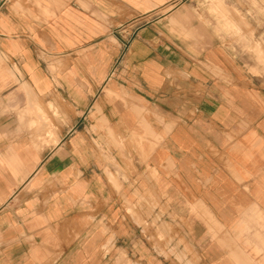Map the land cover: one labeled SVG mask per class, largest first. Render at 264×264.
I'll return each instance as SVG.
<instances>
[{
	"label": "crops",
	"instance_id": "1",
	"mask_svg": "<svg viewBox=\"0 0 264 264\" xmlns=\"http://www.w3.org/2000/svg\"><path fill=\"white\" fill-rule=\"evenodd\" d=\"M187 1L0 0V264H264V75Z\"/></svg>",
	"mask_w": 264,
	"mask_h": 264
},
{
	"label": "rangeland",
	"instance_id": "2",
	"mask_svg": "<svg viewBox=\"0 0 264 264\" xmlns=\"http://www.w3.org/2000/svg\"><path fill=\"white\" fill-rule=\"evenodd\" d=\"M187 4L196 26L240 52L253 74L264 75V0H188Z\"/></svg>",
	"mask_w": 264,
	"mask_h": 264
}]
</instances>
